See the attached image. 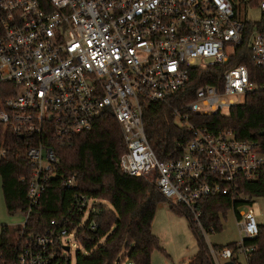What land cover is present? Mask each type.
<instances>
[{"label": "built area", "instance_id": "built-area-1", "mask_svg": "<svg viewBox=\"0 0 264 264\" xmlns=\"http://www.w3.org/2000/svg\"><path fill=\"white\" fill-rule=\"evenodd\" d=\"M264 0H0V85L5 96L0 122L25 138L32 167L28 218L42 193L57 177V146L90 131L104 114L119 123L127 151L119 166L131 176L156 185L170 206H182L205 239L201 202L213 194L238 190L240 177L254 179L264 166L259 142L240 141L231 130L212 134L187 122L191 114H228L247 94L264 91L251 80L245 56L264 69V30L243 15ZM199 61V63H198ZM232 63L221 85L202 84L182 106L169 100L184 90L192 68ZM167 103L190 138L176 142L178 156L161 160L149 143L143 101ZM15 152L0 148V159ZM62 186L76 188V177ZM233 198L248 201V197ZM92 201L77 194V210L86 214ZM253 204V203H252ZM237 208V227L245 234L236 246L209 244L215 264L250 258L260 232L252 207ZM25 225V223L23 224ZM207 241V240H206ZM76 230L52 220L42 234H19L11 260L0 264H72ZM119 264H134L119 257Z\"/></svg>", "mask_w": 264, "mask_h": 264}, {"label": "trees", "instance_id": "trees-1", "mask_svg": "<svg viewBox=\"0 0 264 264\" xmlns=\"http://www.w3.org/2000/svg\"><path fill=\"white\" fill-rule=\"evenodd\" d=\"M256 27L264 30V13ZM244 57L233 61L245 63L249 67L254 83L264 82V69L255 67L253 60L245 51ZM217 65L205 69L192 68L188 86L174 95L169 102L182 106L195 98V90L202 84L221 85L220 76L232 65ZM4 85H0V109L5 96ZM143 119L147 138L159 159L178 156L175 147L177 140L190 138L186 127L174 118L167 103L143 101ZM187 122L196 128L206 129L215 134L223 130L234 132L240 141H256L264 150V91L247 94L244 104L233 107L229 113L200 115L189 114ZM28 137L11 132L0 122V148L7 147L15 152L0 159L2 190L10 212L20 210L27 214L29 200L28 184L23 177H28L32 167L26 152L29 147ZM127 151L119 123L113 115L101 116L90 131L79 132L64 145L57 146L59 162L56 166L57 177L52 180L28 218L17 237L10 241L8 228L5 227L0 238V262L11 260L16 252L19 234H42L52 220L76 230L79 245L84 252H78L77 264H119L128 260L134 264H152V253L161 248L159 237L153 232V221L157 208L166 204L165 199L155 184L141 176H131L119 166L121 156ZM76 177V188L62 186V180ZM238 190L230 194H213L201 202L202 222L206 230L218 232L222 229L221 216H226L229 209L245 204H252L255 198L264 197V166L259 168L254 179L238 178ZM85 195L92 201L91 209L86 214L74 206L77 194ZM248 197L249 200L234 199ZM170 210L185 215L190 221V228L198 242V251L188 264H215L210 247L204 235L192 221L188 210L182 206H170ZM88 216L86 223L85 216ZM106 237L105 241L102 239ZM235 247V243L227 246ZM245 246L254 247L249 264H264V224L254 240L245 239ZM234 264L236 258L233 259Z\"/></svg>", "mask_w": 264, "mask_h": 264}, {"label": "rangeland", "instance_id": "rangeland-1", "mask_svg": "<svg viewBox=\"0 0 264 264\" xmlns=\"http://www.w3.org/2000/svg\"><path fill=\"white\" fill-rule=\"evenodd\" d=\"M243 15L252 22L262 19V12L257 7H250L243 11ZM199 63V61H198ZM252 207L260 224H264V197L254 199ZM88 216L84 218L86 223ZM26 221V216L20 210L10 212L7 208L2 190V179L0 175V238L5 227L8 228V237L13 241ZM222 229L218 232L209 233L206 240L211 245L227 246L230 243L240 242L245 238L237 227V214L234 209H229L226 216H221ZM153 232L159 237L161 248L152 253V264H188L198 251V242L195 234L190 228V221L183 214L174 213L168 204L157 208L153 221ZM106 237L102 239L104 242ZM78 252H84L79 244L71 248L70 258L72 264H77ZM237 264H249L245 255H237ZM225 264V261H222Z\"/></svg>", "mask_w": 264, "mask_h": 264}, {"label": "water", "instance_id": "water-1", "mask_svg": "<svg viewBox=\"0 0 264 264\" xmlns=\"http://www.w3.org/2000/svg\"><path fill=\"white\" fill-rule=\"evenodd\" d=\"M225 264H234V262L233 261H228Z\"/></svg>", "mask_w": 264, "mask_h": 264}]
</instances>
